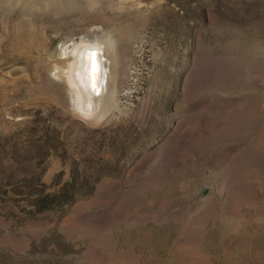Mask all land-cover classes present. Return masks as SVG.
<instances>
[{"label":"rangeland","instance_id":"obj_1","mask_svg":"<svg viewBox=\"0 0 264 264\" xmlns=\"http://www.w3.org/2000/svg\"><path fill=\"white\" fill-rule=\"evenodd\" d=\"M23 1L0 8V264H264V0Z\"/></svg>","mask_w":264,"mask_h":264},{"label":"bare ground","instance_id":"obj_2","mask_svg":"<svg viewBox=\"0 0 264 264\" xmlns=\"http://www.w3.org/2000/svg\"><path fill=\"white\" fill-rule=\"evenodd\" d=\"M50 1L52 2V0H49L48 2L49 4L51 3ZM91 1L92 0H87L88 3L92 4ZM23 2H24L23 0H0V8L3 11V8H7V7L14 8L17 7V5L22 4ZM49 4H47L48 7L50 6ZM67 8L70 11L72 9V4H68ZM93 42H94V36H90L89 38H86L85 44H83L81 48L75 50V52L73 53L74 65H73V73H71L72 74L71 76L73 83L77 84L76 85L77 88H82L83 91L85 92L86 108H90L91 104L94 103L96 100L95 98V96H97L96 94L99 91H103V89H105L104 86L106 81L105 75L107 69V62H106L107 53L105 52V50L102 49L103 47H101L100 45H96ZM56 73L57 76H61L63 72L62 70L59 69L57 70Z\"/></svg>","mask_w":264,"mask_h":264},{"label":"water","instance_id":"obj_3","mask_svg":"<svg viewBox=\"0 0 264 264\" xmlns=\"http://www.w3.org/2000/svg\"><path fill=\"white\" fill-rule=\"evenodd\" d=\"M74 61V60H73ZM74 65V64H73ZM71 81H72V84H73V86L75 85V87L77 88V84H75V83H73V80H72V76H71ZM78 89V91L82 94V95H84V97H85V101H86V95H85V92L83 91V89L82 88H77ZM97 99V98H96ZM96 101V100H95ZM95 103V102H94ZM94 105H92L90 108H92ZM85 107H86V102H85ZM90 108H86V109H90Z\"/></svg>","mask_w":264,"mask_h":264}]
</instances>
